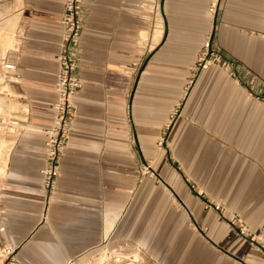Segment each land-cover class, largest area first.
I'll list each match as a JSON object with an SVG mask.
<instances>
[{
  "label": "crops",
  "instance_id": "1",
  "mask_svg": "<svg viewBox=\"0 0 264 264\" xmlns=\"http://www.w3.org/2000/svg\"><path fill=\"white\" fill-rule=\"evenodd\" d=\"M65 1L0 0V250H14L0 264H264V104L217 67L193 76L211 37L264 92V0H222L216 21L211 0H87L79 112L44 223Z\"/></svg>",
  "mask_w": 264,
  "mask_h": 264
},
{
  "label": "built area",
  "instance_id": "2",
  "mask_svg": "<svg viewBox=\"0 0 264 264\" xmlns=\"http://www.w3.org/2000/svg\"><path fill=\"white\" fill-rule=\"evenodd\" d=\"M222 0H211L208 8L210 17L216 21L220 10ZM87 11V0H66L64 3L61 26L62 35L59 42V51L57 54V80L56 94L57 100L53 105L54 122L46 134L45 143V164L41 170L42 190L44 193V202L41 212V220L48 223V216L52 202L53 193L57 188L58 178L60 176V165L64 152L67 148L70 131L78 116V108L74 102V97L81 89V81L78 76L80 56L83 52L82 35L85 28V18ZM208 67H217L229 78L238 82L250 92L255 99L264 104V92H256L258 86L257 78L250 74L249 77H238L235 71V64L225 60L222 55L212 45L210 37L204 46L201 57L194 67L193 76L196 78ZM17 66L11 62L5 61L4 70L14 72ZM191 83L188 86L190 89ZM181 105H178L172 115L168 126L163 130L157 145L161 149L169 151L168 137L176 118L180 116ZM144 173L153 175L150 166L145 165ZM220 209V205H216ZM231 222H236L235 217H231ZM240 234H245L244 228H240ZM14 253L11 247H5L0 250V260L9 257ZM68 264H74L69 261Z\"/></svg>",
  "mask_w": 264,
  "mask_h": 264
},
{
  "label": "rangeland",
  "instance_id": "3",
  "mask_svg": "<svg viewBox=\"0 0 264 264\" xmlns=\"http://www.w3.org/2000/svg\"><path fill=\"white\" fill-rule=\"evenodd\" d=\"M5 21H7V20H5ZM8 26H9V24H8ZM8 26H6V28L8 27ZM7 46H9V42H6V48H7ZM2 80L0 79V82H1ZM10 111H12V109H10ZM3 127H2V125H0V141H3L2 140V137H1V134H2V132H3ZM0 149H3V145H1L0 144ZM2 158H3V151H2V154H0V166L2 167ZM106 260H107V258H103L102 259V262H99L100 264H104L105 262H106ZM87 264H98V261H95V262H90V263H87ZM105 264H113L112 262H110L109 263V261H107Z\"/></svg>",
  "mask_w": 264,
  "mask_h": 264
},
{
  "label": "bare ground",
  "instance_id": "4",
  "mask_svg": "<svg viewBox=\"0 0 264 264\" xmlns=\"http://www.w3.org/2000/svg\"><path fill=\"white\" fill-rule=\"evenodd\" d=\"M12 21H13V20H12ZM10 22H11V21H10ZM10 22H9V26H10V24H11ZM14 22H15V21H14ZM14 24H15V23H14Z\"/></svg>",
  "mask_w": 264,
  "mask_h": 264
}]
</instances>
